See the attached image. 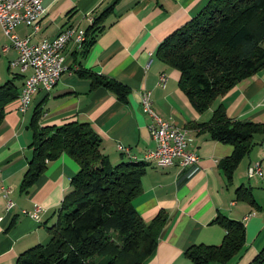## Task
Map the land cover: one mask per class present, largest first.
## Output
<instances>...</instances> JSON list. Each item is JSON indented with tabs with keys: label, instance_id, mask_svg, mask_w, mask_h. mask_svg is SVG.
I'll use <instances>...</instances> for the list:
<instances>
[{
	"label": "crops",
	"instance_id": "0c3cea01",
	"mask_svg": "<svg viewBox=\"0 0 264 264\" xmlns=\"http://www.w3.org/2000/svg\"><path fill=\"white\" fill-rule=\"evenodd\" d=\"M207 0H42L44 12L38 29L19 24L13 28L18 37L28 35L31 42L53 37L66 26L82 29L94 13L110 3L112 10L103 19L104 27L95 33L91 45L79 54L73 37L64 45L62 55L67 67L53 87L37 89L27 108L18 110V92L30 72H18L8 63L16 50L0 28V85L11 80L15 97L3 103L0 122V264H15L16 256L36 243H45L44 229L52 213L69 190V178L76 163L66 154L49 161L27 193L18 189L30 154L27 144L31 131L27 127L32 110L39 106V126L60 125L69 121L86 122L101 139L100 152L114 164L129 155L145 160L144 154L155 146L147 125L150 118L142 110L140 94L149 92L155 114L187 132V148L197 155L193 165L180 167L175 160L166 167H156V160L144 161L140 192L132 200L135 211L145 222L159 212L164 216L151 253L140 264H190L184 249L196 243L217 245L223 229L213 222L216 214L238 219L244 226L243 248L222 264H252V258L264 245V135L254 134L251 149L239 160L231 182L218 167V161L231 152V145L211 139L195 126L209 120L218 103L229 118L264 122V66L252 75L234 83L211 105L195 111L177 86L178 73L159 61L154 50L169 32L194 15ZM7 46L5 50H1ZM87 68L118 80L128 86L125 102L102 86L89 87L75 68ZM166 79L158 83L160 74ZM128 149V155L119 148ZM258 163L259 174L246 175L247 168ZM247 186L258 204L254 209L234 199L233 190ZM9 190L13 205L6 209L1 188ZM39 206V220L21 213ZM14 224L5 229L11 217ZM209 264H220L212 262Z\"/></svg>",
	"mask_w": 264,
	"mask_h": 264
},
{
	"label": "trees",
	"instance_id": "16d2710c",
	"mask_svg": "<svg viewBox=\"0 0 264 264\" xmlns=\"http://www.w3.org/2000/svg\"><path fill=\"white\" fill-rule=\"evenodd\" d=\"M112 6L110 3L89 19L76 50L79 54L104 27L103 19ZM154 55L177 71L178 88L192 108L201 112L238 80L264 66V0H207L158 42ZM73 70L89 80L90 88L102 86L125 102L129 91L126 84L87 68ZM15 93L11 80L0 85V122L1 105ZM40 114L39 106H35L27 124L31 131L27 144L30 154L19 191L27 193L47 163L62 153L76 163V169L69 178V190L52 212L54 220L44 227L47 241L20 252L15 264H140L153 250L165 220L159 212L150 221H143L132 202L140 192L146 160L129 155L127 160L111 164L100 152L101 139L88 123L39 126ZM195 126L211 139L231 145L230 154L218 161L226 182H231L239 160L251 149L252 136L264 135V122L229 118L221 103L213 107L207 122ZM119 152L128 155V149ZM233 194L234 199L259 209L249 187L239 185ZM14 221L13 216L5 229ZM213 222L223 229L221 241L217 245L187 246L183 255L190 264H222L243 248L241 220L218 213ZM251 262L264 264V245Z\"/></svg>",
	"mask_w": 264,
	"mask_h": 264
},
{
	"label": "built area",
	"instance_id": "2783aa9c",
	"mask_svg": "<svg viewBox=\"0 0 264 264\" xmlns=\"http://www.w3.org/2000/svg\"><path fill=\"white\" fill-rule=\"evenodd\" d=\"M44 12L42 0H0V28L7 37L9 45L16 50V56L9 61V68H16L18 72L29 69L30 72L24 77L18 92V110L23 112L37 89L48 92L60 74L66 70L64 56L62 55L65 43L73 37L78 46L79 33L82 29H74L66 26L58 31L53 37H43L36 42H31L28 35L18 37L12 30L15 26L23 24L31 28V33L38 29V21ZM3 46L1 50H5ZM166 76L161 73L158 83L163 85ZM142 110L150 118L147 125L150 137L155 143L152 150L144 155H152L156 159V167H166L175 160L180 167L193 165L197 162V155L187 148V132L179 129L170 122L158 117L150 106L149 92L140 94ZM121 150L125 148L118 147ZM246 175L251 176L260 173L258 163L250 165ZM2 197L5 199V208L8 209L13 202L8 198L9 190L1 188ZM39 206L32 210H21V213L34 220H39Z\"/></svg>",
	"mask_w": 264,
	"mask_h": 264
},
{
	"label": "bare ground",
	"instance_id": "6f19581e",
	"mask_svg": "<svg viewBox=\"0 0 264 264\" xmlns=\"http://www.w3.org/2000/svg\"><path fill=\"white\" fill-rule=\"evenodd\" d=\"M83 39V30H81L80 31V33H79V41H81ZM146 156V155H145ZM156 160L154 157H152V155H147L146 157H145V160Z\"/></svg>",
	"mask_w": 264,
	"mask_h": 264
},
{
	"label": "rangeland",
	"instance_id": "374dc122",
	"mask_svg": "<svg viewBox=\"0 0 264 264\" xmlns=\"http://www.w3.org/2000/svg\"><path fill=\"white\" fill-rule=\"evenodd\" d=\"M15 50V49H14ZM4 207H5V205H4Z\"/></svg>",
	"mask_w": 264,
	"mask_h": 264
}]
</instances>
